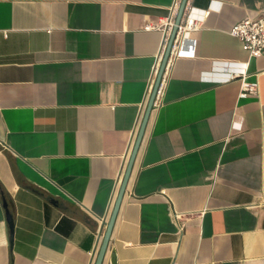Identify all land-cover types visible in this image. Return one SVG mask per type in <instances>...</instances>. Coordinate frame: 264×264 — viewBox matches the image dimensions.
<instances>
[{
  "label": "crops",
  "instance_id": "0c3cea01",
  "mask_svg": "<svg viewBox=\"0 0 264 264\" xmlns=\"http://www.w3.org/2000/svg\"><path fill=\"white\" fill-rule=\"evenodd\" d=\"M173 2L0 0V264H95ZM188 4L201 27L165 71L103 264H264V54L230 34L264 0Z\"/></svg>",
  "mask_w": 264,
  "mask_h": 264
},
{
  "label": "built area",
  "instance_id": "2783aa9c",
  "mask_svg": "<svg viewBox=\"0 0 264 264\" xmlns=\"http://www.w3.org/2000/svg\"><path fill=\"white\" fill-rule=\"evenodd\" d=\"M181 3H182V0H174L170 8L169 15L166 17V19L163 22V26L161 27L166 33L163 51H165L166 49L169 35L171 33L172 28L175 25L177 15L181 7ZM209 13L210 12L207 11L204 14V17L208 16ZM200 27H201V21H200L199 16L191 9V7L189 6L187 2L181 22L178 25L177 34H176V37L172 45V49H171V53H170V57H169L166 69L168 68L169 64L175 57H178L184 54L183 49L186 46L187 42H192L195 45V42L191 38V35L193 32L198 31ZM152 28L153 27H150V26L146 27L147 30L152 29ZM230 34L236 37L240 41L243 51L248 53L250 58L252 59L258 58L264 54V19L263 18L242 20L233 25V27L230 30ZM159 68H160V64L156 65L154 69V75H153L152 84L150 86V90L153 89V85L156 80ZM231 70H233V72L229 74L230 78H235L240 75L243 78L240 98H244V97H247L248 95L256 94L258 92V83H255V82L249 83L245 81L244 69L238 70V69L233 68ZM164 87H165V83H164V79L162 78V81L158 88V92L156 95V100H155L154 105L157 104L159 97L163 94Z\"/></svg>",
  "mask_w": 264,
  "mask_h": 264
},
{
  "label": "water",
  "instance_id": "95a60500",
  "mask_svg": "<svg viewBox=\"0 0 264 264\" xmlns=\"http://www.w3.org/2000/svg\"><path fill=\"white\" fill-rule=\"evenodd\" d=\"M187 2H188V0H182L181 7H180V10L178 12L176 21H175V25L172 28L171 33L169 35V39H168V42H167V45H166L164 56H163V59H162V62H161V65H160V68H159L155 83L153 85V89L151 91V95H150V98H149V101H148V105H147V108H146V112H145V115H144V118H143V121H142V124H141V127H140V131H139L137 139L135 141V144H134V147H133V150H132V153H131V157H130L126 172L124 174L123 181H122V184H121V187H120V190H119V193H118V196H117V199H116L112 214H111L110 219H109V221H108V223L106 225L105 233H104L103 239H102V244H101V247H100V250H99V253H98V256H97L95 264H103L105 256L107 254V251H108V248H109V244H110V240H111L112 233H113V229H114V226H115V223H116V219H117V216H118L121 204H122V200H123V197H124V193L126 191V187H127L128 181L130 179L132 168H133L136 156L138 154L142 139L144 137V133H145V130H146V126H147L151 111H152V109L154 107V103H155V100H156V95H157V92H158V88H159L160 83L162 81V78H163V75H164V72H165L169 57H170L172 45H173L174 39H175L176 34H177L178 25L181 22V19H182V16L184 14V10L186 8ZM4 206L7 208V203L6 202H4ZM7 217H8V222H9L11 228H12V224H13L12 215L9 212L7 214ZM110 262H111V264H116V256H115V254L111 255Z\"/></svg>",
  "mask_w": 264,
  "mask_h": 264
}]
</instances>
